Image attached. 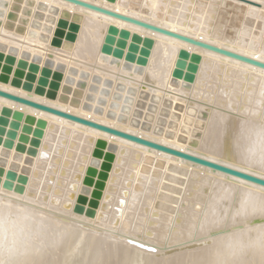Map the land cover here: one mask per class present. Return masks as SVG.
<instances>
[{
    "label": "bare ground",
    "instance_id": "bare-ground-1",
    "mask_svg": "<svg viewBox=\"0 0 264 264\" xmlns=\"http://www.w3.org/2000/svg\"><path fill=\"white\" fill-rule=\"evenodd\" d=\"M34 1L37 5L45 4L50 11L54 9L55 11L57 10V15L54 20L58 21L63 13L70 16L71 19H67L70 21V26L76 28L75 32L71 33L69 31V26L65 29L64 35L58 39L60 44L56 45L54 44V30L46 35L47 37L45 36L46 39L42 38V35H39V37H37L38 39H31L27 37V33L24 34L19 26L1 25L0 48L9 51L13 50L14 52L18 51V56L20 53L25 56L26 54H37L42 63L48 58V54H51L52 59L50 62L53 68L58 67L62 69V67H64V75L73 72V67H76L81 71H96L95 73L100 74L101 77L113 78L114 85H116V87L119 86L117 90L127 95L125 96L126 105L116 110L114 113L109 112L107 109L102 112L95 110L92 106L84 107L81 102L77 100V93L68 95L66 91V80L64 79L55 97L47 96L46 89H44L42 93L38 92L34 87L23 85L24 83H21L23 81L16 82V80H11L8 76L0 79L1 90L68 112L75 116L92 120L93 122L115 128L122 132L133 134L164 146L264 178V122L260 121L261 124L260 122L258 123L260 119L264 120V68L194 46L176 38L139 27L132 23L72 4L65 0ZM80 1L264 63V0H250L253 3H246L240 0ZM205 11L209 12L210 15L204 14ZM206 15L216 20V15L221 17V20L226 24V29L223 24V30L218 32V28L216 30L211 22L207 23ZM30 17L32 18H28L29 22L33 20L34 14ZM73 20L76 21V23H72L71 21ZM205 20L208 27L205 26ZM33 24L34 23H30L27 25L26 32L28 28H32ZM55 26L56 25L53 26L54 29ZM109 27L128 31L129 36L126 40V46L123 48L121 58H116L101 52L104 40L106 36H108L107 31ZM135 36L142 38V40L149 39L152 42L151 46L148 47V53L147 56H145L146 61L144 63L139 61L142 56L139 49L134 53V60H132V62L125 60L126 54L130 51V44L135 41L132 40V37ZM133 43L137 44L138 47L143 46L141 44L142 42ZM180 50H186L190 54L195 53L200 56L192 82L174 79L171 75L172 71L176 68ZM13 68L17 70L15 69L16 67ZM209 70H212V73L215 72L213 74L214 77L212 76L214 79L207 76ZM210 73H208V75ZM206 77L209 78L208 82H210L211 78L213 80L211 79L212 81L208 83ZM119 79H121V81ZM52 81L51 85L54 86L55 83H52ZM206 82L208 83L207 85ZM140 90H146L150 94H159L161 101L158 108H160L161 103H163L166 97L172 102L183 104L184 110H186L188 106H191L194 109L196 108V111H207L206 121L201 131L202 135L198 139L197 145L192 147L188 144V141L186 143L179 142L176 136L168 138L164 134L160 135L154 133V123H152L148 131L140 127L131 126V112L135 101L138 99ZM112 91L113 89L111 92ZM115 93H117V91ZM3 107H8L14 111H20L25 115L28 114L35 118H42L47 122L40 136L38 146L31 156L26 158L24 154L25 148L22 149L20 146H16L17 148L15 146L11 147L5 141L0 148V163H4L5 167L7 165L8 155L10 154H8V151L13 150V148L19 151L18 155L12 156L13 159L6 169L13 168L24 171L27 176L22 191H10V189L0 184V256L2 255L1 260H5L7 256L9 257V251L14 257L15 255L17 256V261L13 258V261L11 259L10 262L8 260V263H6L5 260L3 264H154L156 262H159L157 264H174L175 262H178L177 264H182L183 260H186L183 262L186 264H214L215 262H217V264H264V223H257L258 226L256 225L255 227L249 225L250 222H252V218L255 219V217H258L259 219H264V187L0 97V109ZM223 108H226V110L227 108H231L235 110L237 114L245 115L247 119H244L246 121L240 119L241 117L239 116H237L238 119L236 116L233 117V114L231 116L228 115L227 113L229 112L222 113L218 110ZM239 123L246 124V128H244V124L241 126L238 125L241 128L243 127L245 131L242 130L243 133L241 131L240 135H236L235 132L236 137L232 135L233 138H231V142H234L232 146L228 147L226 145L229 149H223V141L228 139H225L226 132L228 129H231L233 130L232 134H234L236 128L237 130L240 128L237 126ZM234 124H236V128L233 127ZM1 127L4 126L1 125ZM217 133L218 135L216 136ZM229 134H227V136ZM97 140L104 142L101 147V150L104 152L102 151L99 159L93 156V151L97 148L95 147ZM56 142L65 143V153L61 155V158H63L62 161H64V163L67 161L70 165L68 172H65L64 175L66 187L64 190V187L60 189L62 193L59 192V199H55L54 197V200H57L58 206H63L66 200H70V214L68 217L70 220L68 218L65 220L67 222L65 223L66 225L64 223V225H61V221L64 219L58 217V214L61 215L62 212L56 213V211L50 209L51 207L53 208L54 205L46 208L43 206L42 209L39 206V208H36L37 206L31 208V205L23 204L24 201L27 202L26 200L28 199L34 201L37 199L35 196L39 197L45 188L48 189V186H51L47 185L49 183L45 184L44 182L46 186L40 183V181L44 180L45 174L44 176L41 175L39 167L42 162L44 164L43 160H46V162L49 160L47 157L45 158V156H47L52 148L53 151L57 152L55 149L57 146L53 147ZM227 142H230V140L226 141V143ZM231 142L228 144L230 145ZM256 143L261 146H258L259 149H256L257 151L254 149ZM73 144L75 147H73L74 149L69 153V148L71 145L73 146ZM61 147L62 146H60V148ZM243 147L245 148L244 151H249V154H245V152L241 153V151L240 153L244 155L239 154L238 151L244 149ZM250 149H254V152L250 153ZM55 156L56 158L60 157L57 155ZM132 157L133 159L139 158L141 162L144 161L153 167L158 166L159 170L161 167H164L174 174L180 170L182 173L179 174V176H177L178 174L175 175V183L172 181L174 186L170 183V187L172 186L170 189L168 185L165 187L166 183L169 182H163L165 183L164 187L162 186L163 189L168 188L169 191L160 192L157 196L158 201L156 203V208H150L146 216L145 214L141 216L140 214H138L139 216H137V214L134 215L137 216L136 220L134 219L133 213H128L129 211H124L119 215V211L121 210L118 211L110 207L114 203V199L118 193L116 188L119 187L118 194H120V200L125 197V194L122 193L127 189L126 183H129V181L124 180L127 179L128 176L126 178L124 177L123 170L125 171L124 167L127 166L126 164L130 162ZM53 158L54 157H52V159ZM128 158L130 159L127 161ZM22 161L24 164L20 166ZM61 163L63 165V162ZM100 163L109 164L107 167L102 166L104 169L108 170L104 177V181H99V176L96 177L97 174H95L101 169L98 167ZM131 164L129 163L128 166L130 167ZM141 164L143 163H140V165ZM47 165L50 164L48 163ZM91 165L96 166L97 169L94 172L95 175L93 174V187L91 186L87 189L88 187H86V185L88 184L84 182V177ZM51 166L50 168H53ZM63 166L61 170H63ZM67 167H64V171ZM140 167L138 168L140 169ZM134 168L136 169L135 166ZM50 170L52 172L53 169ZM54 171L55 170H53V172ZM155 173L156 172H154V174ZM165 173H167V171ZM168 174L170 173L168 172ZM47 175L48 173H46L45 179H47ZM149 175L146 174L147 177ZM195 175L197 177L200 175L202 180L206 178L211 179L207 200H205L206 202L204 207L201 208L202 212L199 215L197 211H195L197 207H195L193 203L194 199L191 200L192 198L188 196L192 190L196 191L193 185L196 187L197 180L199 179L194 180V178H197L194 177ZM146 179L147 178H145V180ZM167 179L168 178L165 180ZM137 180L138 179H136V181ZM142 180L143 179L140 181ZM153 180L150 181L153 182ZM9 181L11 182V180ZM14 181H20V177L16 178ZM147 181L148 183L150 182L149 180ZM147 181L145 182L147 183ZM58 182L57 184H59ZM154 182L156 183V181ZM154 182L152 185L155 184ZM60 183L62 185V182ZM163 183H161V185ZM135 186H137V188ZM135 186L133 185V189L140 188V185ZM144 186L147 187L148 185L146 186L144 184ZM202 186L203 183L200 184V187ZM54 187L56 186H53V188ZM58 187L59 186H57L56 189H58ZM92 188H99L101 191L99 197L95 200L96 203L90 211H88L86 203L82 206L83 211L79 213L75 208L76 203L81 195L86 192V200L90 201V196H93L89 194ZM142 188L137 191L143 190ZM133 189L131 190L133 191ZM137 191H135L136 194L138 193ZM152 191L153 190L148 191L147 194ZM30 192L34 193L33 195L35 196H29ZM139 195L137 194L136 196ZM42 196L44 198L43 194L41 197ZM52 197L51 195V198ZM117 198L115 202H117ZM194 198L197 199L198 196ZM145 199L146 198H144V200ZM39 200L35 202L38 203ZM190 200L192 201L191 203ZM170 202L177 208L176 212L174 211L175 214H170L166 210L167 206H170ZM39 203V205L42 204L41 202ZM45 203L42 205H45ZM50 203L51 202H49V205ZM147 203L148 202L145 204L147 205ZM182 204L185 206H181ZM119 205L120 203H118V206ZM135 205L138 207V204ZM142 206L140 205L139 207L140 211L142 210ZM130 207L132 206H129L128 209ZM28 208L30 209L29 213L26 212ZM72 208L73 212L71 210ZM109 208L113 209L112 212L110 211L113 216L108 212ZM132 208H134V205ZM55 209L57 210L58 208ZM12 210L15 211V214L16 212L18 214L13 225L8 223L11 220L8 221V219H6V214L9 215V211ZM62 210L59 208V211ZM132 210L134 209H131L130 212H132ZM63 212L67 213L68 211L64 210ZM126 213H128V217ZM108 215H110L109 221L107 220L109 223L113 224L116 220H119V227L123 226L122 223L127 227L132 226V229L130 228V233H134L135 236L132 235L134 236L132 237L130 235L131 237L128 236L125 237L127 239H124V237H119L120 231L119 233L112 231L114 234L108 232L106 235L105 233L106 237L102 236L106 239H100L101 236L99 237V235L101 233L103 234V232L97 229L106 222ZM125 215L126 218L124 217ZM152 217L153 220L151 219ZM57 218L61 220V224L59 223L60 225H58L59 221L54 222ZM154 219L156 221H154ZM259 219L257 221H259ZM6 220L8 222H6ZM72 220H76L79 223ZM151 221H154V224L151 225ZM149 222L150 224H148ZM54 223H57V225ZM239 223H241L242 225L240 226L243 227L235 229V226ZM168 225H171V230L162 244L157 237L158 227ZM148 227L151 228L153 233V235L150 234L151 236L144 235L145 230H149ZM224 227L230 228V232H224L225 234L221 235L217 234V236L213 234V231L224 229ZM120 229L122 230L123 228ZM128 232L124 233L130 234ZM53 235L54 237H51ZM114 239L118 241L120 239L121 241L119 242L124 243H118ZM111 240L115 242L113 243ZM9 244H11L12 250L8 251L6 250V246ZM50 246L51 248H49ZM47 247L49 249L48 251L46 249ZM4 254H6V256ZM3 255L6 257L5 259H3ZM171 258H173L172 261L170 260ZM179 261L181 263H179Z\"/></svg>",
    "mask_w": 264,
    "mask_h": 264
},
{
    "label": "rangeland",
    "instance_id": "rangeland-1",
    "mask_svg": "<svg viewBox=\"0 0 264 264\" xmlns=\"http://www.w3.org/2000/svg\"><path fill=\"white\" fill-rule=\"evenodd\" d=\"M206 12V11H205ZM204 12V14H209L210 15V13L209 12H206L205 13ZM32 14H34V17H33V20H31V22H29V20H28V18H32V17H30ZM11 15H15V17L17 18V19H15V20H13V18L11 17ZM57 15V10L55 11V9L54 10H48V8L45 6V4H43V5H37L36 4V2L34 3V4H29L26 0H1L0 1V26L1 25H13L14 27H16V26H19V27H21V29L23 30V32H24V34L25 33H27V37H30L31 39H38L37 37H39V35H42V38H44V39H46L45 38V36L46 35H48V34H50V32H52L53 30V33H54V36H55V39H59V38H61L62 36H59V35H55L56 34V32L60 29V30H62V32L64 33V31H65V29H67L69 26H70V21H68L69 19H64L63 17H60L59 18V20L57 21V20H54L55 19V16ZM26 17L27 18V21H26V23H23V22H19L18 21V19L20 18V17ZM206 18H207V23L209 22H211L212 24H213V26L215 27V29L217 30V28H218V32H221V30H223V24H224V28L226 29V24H225V22L224 21H222L221 19V17H218V15H216V17H217V20L216 19H212V17H210V16H205ZM211 19H210V18ZM6 18V19H5ZM205 18V19H206ZM61 19H64L62 22H64L65 23V26L64 27H62V26H60V25H58L59 23H60V20ZM71 19V18H70ZM212 20V21H211ZM72 23H76V21H71ZM205 23H206V20L204 21ZM30 23H34L33 25H32V28L30 27V28H28V30H27V32H26V29H27V25H29ZM56 23V24H55ZM64 23H62V24H64ZM207 23H206V25L205 26H207ZM220 23V24H219ZM216 24V25H215ZM54 25H56L55 26V29L53 28V26ZM204 26V27H205ZM57 27V28H56ZM71 27V26H70ZM208 27V26H207ZM206 27V28H207ZM20 29V30H21ZM224 29V30H225ZM71 33H74V31H72V30H69ZM118 35H115V39H117L118 37H117ZM47 37V36H46ZM5 42V41H4ZM69 42V41H68ZM73 42H75V41H73ZM73 42H70V43H73ZM104 44H105V40H104ZM103 44V45H104ZM12 45H14V44H12ZM102 45V46H103ZM114 46H115V44L113 43L112 44V47L114 48ZM19 47V46H18ZM20 48V47H19ZM101 48V47H100ZM4 50V51H3ZM31 50V49H30ZM99 53H100V50H99ZM98 53V54H99ZM21 54V55H20ZM19 54V56H18V51L17 52H14L13 50L12 51H9V50H5V49H3V48H0V78H2L3 76H8V78H10L11 80H16V81H23V82H28V83H30L34 88H43V89H46V90H52V91H54V92H57L58 90H59V88H60V85H61V82H62V80L64 79V80H66V88H67V93H68V95H71L72 93H77L76 94V98H77V100L78 101H80L81 102V104L85 107H90V106H92L93 108H95V110H97V111H102L103 112V110H105V109H107V110H109V112H111V113H114V112H116V110H118V109H120L121 107L123 108V106H125L126 105V102H125V96H127L126 95V93H124V92H122V91H118L117 89L119 88V86L118 87H116V85H114V79L113 78H109V77H101L100 76V74H98V73H95V72H93V70H90V71H87V70H83V71H81V70H79L78 68H76V67H73V72H70V73H68L67 75H64V67H62V69L61 68H56V67H54L53 68V66H52V64H49V63H47V62H49L48 60V58H46L45 60H44V62L42 63V61H41V59L39 58V55H37V54H33V55H30V54H26V56L25 55H23L22 53H20ZM97 54V55H98ZM112 56V55H111ZM48 57V56H47ZM22 61H25L26 62V67L25 68H22L20 65V63L22 62ZM23 63V62H22ZM42 63V64H41ZM34 65V67H37L36 68V70H32V69H30V66H33ZM41 65V66H40ZM73 65H75V64H73ZM13 67H16L15 69H17V70H14V68ZM72 69V68H71ZM24 71V72H23ZM86 71V72H85ZM210 71H211V73H210ZM92 72V73H91ZM213 71L212 70H209V72L208 73H210L209 75H208V73H207V76H210V77H212L213 76V74L215 73H212ZM25 73V74H24ZM27 73V74H26ZM53 73L55 74V73H57L58 74V76L56 77L55 75H53ZM24 76H26V77H24ZM13 77V78H12ZM214 77V76H213ZM212 77V78H213ZM208 77H206V80H207V82L209 81V78L207 79ZM211 78V79H212ZM210 79V82L214 79H212L211 80ZM49 80V81H48ZM53 80V81H52ZM51 81H52V83H55L54 85H55V88L54 87H50L51 86ZM47 82H49V83H47ZM206 82V85L208 84V83H210V82H208L207 83ZM59 84V85H58ZM135 85V84H134ZM87 87V88H86ZM71 89V90H70ZM113 89V91L111 92V90ZM74 90V91H73ZM71 91V92H70ZM117 91V93H115ZM209 91V90H208ZM242 91V90H241ZM139 94V93H138ZM109 99V100H108ZM138 100V99H137ZM136 100V101H137ZM136 101H135V103H136ZM149 101L148 100H146L145 101V103L147 104ZM135 103H134V106H133V110H134V108H135ZM186 104H188V103H186ZM161 106V105H160ZM132 110V111H133ZM195 110H196V108H195ZM220 112H222V113H226V112H229V113H227L228 115H234L233 117H235L236 116V118H238L237 116H239V117H241L240 119H242L243 121H246L245 119H247L246 118V116L245 115H240V114H237V112L235 111V110H233V109H231V108H227V110H226V108H223V109H218ZM231 110V111H230ZM224 111V112H223ZM234 111H235V113H234ZM173 112H175L174 110H173V107L170 109V114H169V116L166 118L168 121H174L172 118H171V114L173 113ZM185 112H186V110H184L183 111V113H182V118L180 117V121H178V128L180 127V125H182L183 123H182V119L184 118V114H185ZM207 112V111H206ZM208 113V112H207ZM3 114L1 113V109H0V124L1 125H3L4 127H1V125H0V148L2 147V143L5 141V142H7L8 143V145L9 146H11V147H13V146H20V147H22V149H24L25 148V151H24V154H25V156H26V158L27 157H29V156H31L32 155V153H27V150L29 149V148H31V149H33V148H35L34 147V145H30V140L31 139H34V138H37V135L34 133V131L36 130V129H39L37 126H36V124H32V123H30V122H27L26 120H25V117H22L21 119H18V118H16V117H14L13 115H10V116H5V114L2 116ZM207 115V114H206ZM5 116V117H4ZM156 117L158 116V115H155ZM242 116H243V118H242ZM5 119V120H7L6 122H2L1 120L2 119ZM194 118L195 117H193V118H191V119H193L194 120ZM245 118V119H244ZM239 119V118H238ZM196 120V119H195ZM205 121H206V119H205ZM205 121H204V123H205ZM264 122V120L263 119H260L259 121H258V123L259 122ZM261 122H260V124H261ZM154 123V122H153ZM244 123H242V124H237V126L238 125H243ZM155 125V124H154ZM236 126V124H234L233 125V127H237ZM240 126H238V128L240 127ZM243 126H245L244 128H246V124H244ZM192 125L190 126V131L192 130ZM244 128L242 127H240L238 130H237V128H236V130L234 131V134H232L233 132V130H231V129H228V133L226 132V138L225 139H227V140H224L223 142V144H224V147H223V149H229L228 147L229 146H232V144L234 143V142H231V138H233V136L232 135H234V137H236V135H240L241 134V131L243 130V131H245L244 130ZM203 129V128H202ZM40 130V129H39ZM44 130V129H43ZM231 130V131H230ZM190 131L188 132V135H187V137L188 138H191V134H190ZM202 131V130H201ZM231 133H230V132ZM243 131H242V133H243ZM178 132V130L176 131V133ZM235 132H236V135H235ZM230 133V134H229ZM12 134H14V136L12 135ZM227 134H229L228 136H227ZM202 135V134H201ZM218 135V133L216 134V136ZM219 135H220V133H219ZM2 136V137H1ZM229 136H230V138H229ZM40 138V137H39ZM200 138V137H199ZM198 138V139H199ZM40 140V139H39ZM228 140H230V142H231V144L229 145L228 143H230V142H227L226 143V141H228ZM241 140H243V139H241ZM226 143V144H225ZM56 144V145H55ZM54 145H53V147H55V146H57V147H55V149H56V151L57 152H55V151H53V148L51 149V151L47 154V156H45V158L47 157V159H49L47 162H46V160H43L44 161V164H43V162L40 164L41 166V168L39 167V172L41 173V175L42 176H44V174H45V176H46V173H48V177H50V178H52V179H50V178H48L47 177V179H45V176H44V180H42V181H40V183L42 184L43 183V185L44 186H46L45 184L46 183H49V184H47V185H51V186H48V189H46V190H48V191H46L45 189L43 190V195H44V198H43V196L41 197V195L39 196V197H37V196H35V195H33L34 193H32V192H30V195L29 196H35L37 199H35L34 201L33 200H29L28 198V200H26L27 202H25L24 201V205L26 204V205H31V208L33 207V208H35L36 206V208H39V207H43L44 206V208H46V207H50V206H53V208L51 207L50 209H52V211H56V213H60V212H62V214H64V215H59L58 214V217H61V218H63L64 220L63 221H61V220H59L58 218L57 219H55L54 220V222H58V225H60L61 223V225H64L65 223H67L65 220L69 217V210H70V205H71V203H70V200L68 199V200H66V202L63 204V206H58V203H57V200L55 201L54 200V197H55V199H57L58 197H60V193H62L61 192V190L60 189H62L63 187V190L65 189V172H68V170H69V162L67 163V161H66V163L68 164H66V163H64V161H62V159L63 158H61V155H64V153H65V147H66V145H65V143H63V142H56ZM62 144V145H61ZM257 144V143H256ZM254 145V149H255V151H257L258 149H259V147H261L260 146V144H257V145ZM64 145V146H63ZM228 147H227V146ZM60 146H62L63 148H64V150H63V148L61 147L60 148ZM259 146V147H258ZM73 147H75V145L73 144V146L71 145L70 146V151H69V153H71V150L72 149H74ZM95 147H96V145H95ZM256 147V148H255ZM258 147V148H257ZM17 148V147H16ZM16 148H13V150H9L8 151V158H7V165H6V167H8L9 166V163L12 161V156H15V155H18L19 154V151L16 149ZM244 148V147H243ZM54 149V150H55ZM59 149V150H58ZM61 149V150H60ZM95 149V148H94ZM100 149V148H99ZM254 149H250V153L252 152H254ZM257 149V150H256ZM245 150V148L244 149H240L238 152H239V154L240 155H244V154H241L242 152L244 153L245 152V154H249V151L248 152H246V151H244ZM253 150V151H252ZM61 153H60V152ZM101 151H103V150H101ZM240 151H241V153H240ZM55 152V153H54ZM94 152V151H93ZM104 152V151H103ZM237 152V153H238ZM51 153H53V154H51ZM57 153V154H56ZM59 153V154H58ZM48 155H51V156H48ZM54 155V156H53ZM55 155H57V156H60V157H57L56 158V156ZM50 157H51V159H50ZM52 157H54L53 159H52ZM63 157V156H62ZM96 159H99V157H95ZM57 159V160H56ZM130 158H128L127 159V161L129 160ZM15 160V159H14ZM52 160H54V161H52ZM132 160V161H131ZM126 161V162H127ZM135 161H138V162H135ZM57 162V163H56ZM61 162H63V165H62V163ZM45 163H49L50 165H47V164H45ZM53 163V164H52ZM129 163L131 164V166L129 167L128 165H129ZM140 163H143V164H141L140 165ZM22 164H24L23 163V161L20 163V166L22 165ZM58 164V165H57ZM103 164L104 163H100L99 164V166L98 167H100L101 169L98 171V172H96L95 174H97V176L96 177H98L99 176V181H104V178H103V176H104V174L105 173H107V171L108 170H106V169H104L102 166H103ZM135 164V165H134ZM137 164V165H136ZM44 166V168H43V166ZM52 165V166H51ZM57 165V166H56ZM61 165V166H60ZM65 165H67V166H65ZM127 166L126 167H124L125 168V171L123 170V173H124V177L126 178L127 176L129 177H127V179H124V180H128L129 181V183H126V186H127V189L129 190H125V191H123V193L122 194H125V197H126V195H127V197L125 198H123L122 200H120V194H118L119 193V187L118 188H116V190H117V195H116V197H115V199H114V203L112 204V205H114L115 203H117L118 201V203H120V205L118 206V203L116 204V205H114V206H110V207H113V209H115V210H121V211H119V215H121L124 211L125 212H128V213H133V216L134 215H136L137 214V216H139L138 214H140V216L141 215H143V214H145V216L149 213V210H150V208L151 209H155L156 208V203H157V196L159 195V193L160 192H165V191H169V189L172 187V186H174L173 184H172V181H173V183H175L174 181L176 180V177H175V175L176 174H178L177 176H179V174H182L180 171H178V172H176L175 174L174 173H172V172H170V170H166L167 168H160V170H159V167L158 166H151L150 164L148 165V163H145L144 161L143 162H141V160L139 159V158H134L133 159V157L130 159V162H128V164H126ZM47 166H49V167H47ZM50 166L51 167H53V168H50ZM62 166H63V170H61L62 169ZM134 166L136 167V169L134 168ZM141 166V167H140ZM6 167H5V164L4 163H0V184H1V186H3L4 184L6 185V187L5 188H7V189H10V191H14L15 190V188L16 187H18V186H22V189L24 188V183H22L21 181H14L16 178H18L19 176H25L26 175V173L24 172V171H19V170H16V169H13V168H7L6 169ZM54 167H55V169H54ZM64 167H67V168H65V171H64ZM95 169H94V172H95V170L97 169L96 168V166H93ZM129 167V168H128ZM138 167H140V169L138 168ZM53 169V170H55L54 172H53V170H52V172H51V170L50 169ZM151 170H150V169ZM154 168V169H153ZM46 171H45V170ZM57 169V170H56ZM59 169V170H58ZM150 171H149V170ZM153 169V170H152ZM41 170V171H40ZM62 172H61V171ZM67 170V171H66ZM162 170V171H161ZM43 171H44V173H43ZM59 171H60V174H59ZM64 171V172H63ZM126 171H129V172H126ZM131 171H133V172H131ZM140 171V172H139ZM145 171H146V173H145ZM151 171H152V173H151ZM156 172L155 174H154V172ZM159 171H161V172H159ZM164 171V172H163ZM167 171V173H165ZM131 172V173H130ZM139 172V173H138ZM168 172L170 173V174H173V175H170V174H168ZM9 173H13L14 174V179L13 180H11V179H9V178H7V175L9 174ZM43 173V174H42ZM62 173V174H61ZM128 173V174H127ZM151 174V175H149V174ZM161 175H160V174ZM50 174V175H49ZM52 174V175H51ZM55 174H56V176H55ZM94 174V173H93ZM93 174H90V176L89 177H91L92 178V181H93V177H94V175ZM130 174V175H129ZM146 174L147 175H149L148 177L146 176ZM153 174V175H152ZM164 174V175H163ZM167 174H168V176H167ZM17 175V176H16ZM62 175V176H61ZM136 175V176H135ZM154 175H156V176H154ZM159 175V176H158ZM85 176H86V174H85ZM131 176H133V177H131ZM135 176V177H134ZM27 177V176H26ZM55 177H56V179H55ZM61 178V179H59V178ZM123 177V178H124ZM137 177V178H136ZM156 177V178H155ZM168 178L167 180H165L166 178ZM194 177H197L196 175L194 176ZM193 177V178H194ZM58 178V179H57ZM143 179L142 181H140L141 179ZM145 178H147L146 180H145ZM154 180H153V179ZM158 178V179H157ZM165 178V179H164ZM170 178V179H169ZM40 179V178H39ZM133 179V180H132ZM136 179H138L137 181H136ZM197 179H199V180H197ZM9 180H11V182L9 181ZM57 180V181H56ZM62 180V181H61ZM147 181V180H153V182L154 181H156V183L154 184V185H152V183L153 182H149L148 183V181H147V183L145 182V181ZM161 180V181H160ZM169 180V181H168ZM194 180H197V184H196V187H195V185H193V188L194 189H196V191H193L192 190V192H190V194H188V196L190 197V198H192L191 200H193V203H194V205H195V207H197L196 208V210L195 211H197V213H198V215L199 214H201V212H202V207H204V204H205V200H207V194L209 193V185H210V183H211V179H209V178H206V179H203L202 180V178H201V176L200 175H198V177L197 178H194ZM10 183H9V182ZM59 181V182H58ZM128 181H126V182H128ZM144 181V182H143ZM171 181V182H170ZM5 182H7V183H5ZM44 182H45V184H44ZM57 182L59 183V184H57ZM60 182H62V185H61V183ZM139 184H138V183ZM158 182V183H157ZM163 182H169V183H166V185H165V187L168 185V188L167 189H163V187H164V184L165 183H163ZM200 182V183H199ZM161 183H163L162 185H161ZM171 183V187H170V184ZM201 183H203V186L202 187H200V184ZM205 183V184H204ZM53 184V185H52ZM92 184H94V183H90V184H88V185H86V187H88L87 189H89L91 186L93 187V185ZM130 184V185H129ZM144 184L147 186V187H145L144 186ZM133 185L135 186V185H140L139 187L140 188H142L143 190H141V191H143V192H141V191H137V190H139L140 188H138V189H136L137 188V186H135L136 188L135 189H133ZM156 185V186H155ZM199 185V186H198ZM53 186H56V187H54L53 188ZM57 186H59L58 187V189H56L57 188ZM62 186V187H61ZM163 186V187H162ZM176 186V185H175ZM41 187H42V185H41ZM155 187V188H154ZM160 187H162V188H159ZM198 187H199V189H198ZM146 188V189H145ZM147 188H149V189H147ZM150 188H153V189H150ZM17 189V188H16ZM55 189H56V191H55ZM131 189H133V191L131 190ZM159 189V190H158ZM62 190V191H63ZM80 190V189H79ZM99 191V194L101 193V191H100V189L99 188H92L91 190H90V193L89 194H91V195H93V191ZM135 194H133L131 191ZM145 190H147V191H145ZM151 190H153L152 192H149V194H147V192L148 191H151ZM16 191V190H15ZM55 193H54V192ZM135 191H137L138 193V195L139 196H136L137 194L135 193ZM198 191V192H197ZM60 192V193H59ZM139 192H141V193H139ZM16 193H18V192H16ZM45 193H47V194H45ZM54 193V194H53ZM146 194V195H143V194ZM151 193V194H150ZM200 193V194H199ZM202 193V194H201ZM85 194H87V192L85 193ZM85 194H83V195H81V197H80V199L78 200V202L76 203V206H75V208H76V211H78L79 213H81L82 211H83V209H82V206L83 205H85L86 203H87V209H88V211H90L92 208H93V205L96 203L95 202V200H96V196L95 195H93L92 197L90 196V201H88V200H86L87 199V197H86V195ZM132 194H133V196H132ZM195 194H197V195H195ZM49 195V196H48ZM51 195L53 196L52 198H51ZM57 195V196H56ZM129 195V196H128ZM149 195V196H148ZM195 196H198V198L197 199H195L194 197ZM34 197V198H35ZM41 197V198H40ZM118 197V198H117ZM120 197V198H119ZM130 197V198H129ZM138 197V198H137ZM146 198V199H148V200H144V198ZM147 197H149V198H147ZM153 197V198H152ZM40 200H39V199ZM47 198V199H46ZM76 198H77V196H76ZM116 198H117V202H115L116 201ZM134 198V199H133ZM156 198V199H155ZM49 199V200H48ZM59 199V198H58ZM119 199V200H118ZM136 199V200H135ZM143 199V200H142ZM36 200H39L38 201V203H36L35 201ZM46 200V201H45ZM134 200H135V202H134ZM190 200V203L192 202ZM35 202V203H33V202ZM46 203H45V202ZM129 201V202H128ZM141 201H143V202H141ZM155 201V202H154ZM39 202H41L42 204H44L45 203V205H39L40 203ZM49 202H51L50 203V205H49ZM75 202H76V199H75ZM123 202V203H122ZM134 202V203H133ZM146 202H148L147 203V205L145 204ZM154 202V203H153ZM31 203H33V204H31ZM48 203V204H47ZM53 203V204H52ZM55 203V204H54ZM129 203V204H128ZM151 203V204H150ZM35 204V205H34ZM49 205V206H47V205ZM75 204V203H74ZM74 204H73V206H74ZM135 204H138V207H137V205H135ZM142 206V204H143V206L141 207V211H140V205ZM145 204V205H144ZM154 204V205H153ZM128 205V206H127ZM133 205H134V208H132L133 207ZM149 205V206H148ZM169 205V204H168ZM199 205V206H198ZM28 206V207H29ZM39 206V207H38ZM58 206V207H57ZM72 206V207H73ZM129 206H132V207H130L131 209H134V210H132V212H130L131 211V209L129 208L128 209V207ZM135 206H136V208H135ZM175 205L172 203V202H170V206H167V212L168 213H170V214H175V212H176V210H177V208L176 207H174ZM181 206H185L184 204H182ZM58 208L57 210H58V212H57V210L55 209V208ZM115 207V208H114ZM116 207H118V208H116ZM59 208H60V210H62L63 208V210L62 211H59ZM149 208V209H148ZM184 208V207H183ZM29 209V208H28ZM28 209H26L25 211L27 212V213H29V211H30V209L28 210ZM43 209V208H42ZM113 209H111V208H109L108 209V212H112V210ZM135 209H136V211H135ZM139 209V210H138ZM45 210V209H44ZM68 211L67 213L66 212H63V211ZM72 210V212H73V208L71 209ZM13 211V210H12ZM9 211L10 213H9V215L8 214H6V219H8V221L9 220H13L12 222L11 221H7L6 220V222H8V223H10L11 225H13V223L16 221V217H18L17 215V212H16V214H15V211ZM133 211H135V212H133ZM139 211V212H138ZM175 211V212H174ZM86 212V211H85ZM110 212V213H111ZM138 212V213H137ZM148 212V213H147ZM13 213V214H12ZM110 213H108V214H110ZM128 213H126L127 214V217H128ZM15 214V215H14ZM55 214V213H54ZM66 214H67V216H66ZM112 214V213H111ZM11 215V216H10ZM14 215V216H13ZM152 215V214H151ZM9 216H10V218H9ZM13 216V217H12ZM65 216V217H64ZM109 216L110 215H108V217L106 218V222H104V224H105V226H106V224H107V226L105 227L104 226V224H102L101 226H99L100 228H98L97 230H99V231H101V232H103V234L101 233H99L100 235H99V237H100V239L101 238H103V236L104 237H106L105 236V233H106V235L108 234V232H110V234L112 233V231L113 232H117V233H119V231H120V236L119 237H121V238H123L124 237V239H127V238H125V237H128V236H132V235H134V233H130V231H131V229H132V226L131 227H129V229H128V227L125 225L124 226V224L122 223V225L125 227H123V226H121V227H119V220L117 221H115V223H109L108 221V219H109ZM112 216H113V214H112ZM137 216H134V219L136 220V217ZM15 217V218H14ZM125 218H126V215L124 216ZM69 219V218H68ZM152 220H153V217L151 218ZM254 218H252L251 219V221L252 222H250V226H252L253 225V227H255L256 225L258 226V224H260V223H264V219L262 220V219H259L258 217H255V219L253 220ZM259 219V221H257ZM15 220V221H14ZM70 220V219H69ZM108 220V221H107ZM257 222H256V221ZM261 220V221H260ZM60 221H61V223H60ZM65 221V222H64ZM72 221H76V220H72ZM154 221H156L155 219H154ZM154 221H151V225L152 224H154ZM175 221H177V220H175ZM174 221V222H175ZM76 222H78V221H76ZM108 222V223H107ZM153 222V223H152ZM60 223V224H59ZM64 223V224H63ZM79 223V222H78ZM117 223V224H116ZM176 223V222H175ZM258 223V224H257ZM55 225H57V223H54ZM70 224V223H69ZM97 224V223H96ZM148 224H150V222L148 223ZM197 224V223H196ZM196 224H195V226H196ZM66 225V224H65ZM98 225V224H97ZM151 225H148V226H151ZM194 225V224H193ZM240 225H242L241 223H239V224H237V226H235V229H238V228H241V227H243V226H240ZM248 225V224H247ZM109 226V227H108ZM111 226V227H110ZM112 226H113V228H115V229H113L112 228ZM118 226V227H117ZM0 227H1V225H0ZM102 227V228H101ZM118 228V231H117V228ZM168 227H170V228H168ZM249 227V226H248ZM120 228H123L122 230H123V232H122V230L120 229ZM131 228V229H130ZM149 228V230L151 231V228L150 227H148ZM120 229V230H119ZM105 232H104V231ZM115 230V231H114ZM148 229H147V231L145 230V232H144V235L145 236H148V235H150V234H152L153 235V233H152V231L150 232ZM170 230H171V225H168V226H159L158 227V232H157V237H158V240L159 241H161V243L163 244V242H164V240L167 238V236L169 235V233H170ZM129 231V232H128ZM124 232H128V233H130V234H125ZM141 232V231H140ZM228 233V232H230V228H227V227H224V229H217L216 231H213V234L214 235H216L217 236V234L218 235H221V234H225V233ZM123 233V234H122ZM112 234H114V233H112ZM122 234V235H121ZM103 235V236H102ZM117 235V234H116ZM130 236V237H131ZM135 236V235H134ZM134 236H132V237H134ZM151 236V235H150ZM51 237H54V235L53 236H51ZM166 237V238H165ZM108 238V237H107ZM106 239V238H105ZM104 238L102 239V240H105ZM53 240V239H52ZM113 240V239H112ZM111 240V241H112ZM116 242H118V243H124V242H119V241H121L120 239H119V241L117 240V239H114ZM115 241H112L113 243L115 242ZM117 244V243H116ZM10 245V246H9ZM8 246H6V250H12V246H11V244H9ZM35 246V245H34ZM39 247V246H38ZM53 247V246H52ZM10 248V249H9ZM36 248V247H35ZM49 248H51V246L49 247ZM45 249V248H44ZM44 249H42V250H44ZM47 249V251L49 250L48 249V247L46 248ZM46 251V250H45ZM8 253V252H7ZM6 253V254H7ZM11 252L9 251V257H10V259H9V257L7 256V258L5 257L6 256V254H4L3 255V259H5V260H1L2 258V255L0 256V260L2 261H0V264L2 263H8V260H9V262L11 261V259H12V261L14 260V259H16V261H17V256L15 255V257H14V255L13 254H10ZM7 254V255H8ZM13 255V256H12ZM12 256V257H11ZM14 258V259H13ZM172 259L173 258H171L170 260L172 261ZM169 260V261H170ZM5 261V262H4ZM184 261H186V260H183V262ZM182 262V264H186V263H183ZM157 263H159V262H156V263H154V264H157ZM178 263V262H177ZM176 262L174 263V264H177ZM179 263H181L180 261H179ZM213 263V262H212ZM209 264V263H208ZM211 264V263H210ZM214 264H217V262H215Z\"/></svg>",
    "mask_w": 264,
    "mask_h": 264
},
{
    "label": "water",
    "instance_id": "water-1",
    "mask_svg": "<svg viewBox=\"0 0 264 264\" xmlns=\"http://www.w3.org/2000/svg\"><path fill=\"white\" fill-rule=\"evenodd\" d=\"M29 4H34L35 1L34 0H26ZM67 2H70L72 4L90 9V10H94L103 14H106L108 16L123 20L125 22L128 23H132L134 25H137L139 27L154 31V32H158L160 34L166 35V36H170L172 38H176L178 40H181L183 42L192 44L194 46L200 47V48H204L225 56H228L230 58L260 67V68H264V63L263 62H259L257 60L236 54L234 52H231L229 50H225L223 48L220 47H216L213 46L211 44H207L205 42L154 26L152 24L140 21V20H136L134 18H130L127 16H123L121 14L100 8L98 6H94L92 4L80 1V0H65ZM246 3H253L250 0H240ZM11 17L13 18V20L17 19L15 17V15H11ZM61 17H63L64 19L70 18V16H68L66 13H63L61 15ZM64 19L60 20V23L58 25L64 27L65 23L62 22ZM18 21L26 23L27 18L26 17H20L18 19ZM74 21V20H73ZM64 23V24H62ZM75 29L73 26L70 27V30L75 32ZM108 36H106L105 38V44L102 46V50L101 52L107 55H112L113 57L116 58H121L122 56V51L123 48L126 46V40L128 39V31L126 30H118L115 27H109L108 29ZM55 35H59V36H63L64 33L62 32V30H58L56 32ZM74 35V34H73ZM115 35H118L119 37L117 39H115ZM132 40H135L133 42H142L141 44L143 45L142 47H138L137 44H134L133 42L130 44L129 47V52L126 54L125 60L128 62H132V60H134V53L139 49L140 54L142 55L139 59V61L141 63H144L145 60V56H147L148 53V47L151 46L152 42L149 39H144L142 40V38H138V37H132ZM115 44L114 48L112 47V44ZM56 45L60 44L58 39H55V43ZM48 61L47 63L51 64L50 60L52 59V55L48 54ZM200 60V56L198 54L195 53H188L186 50H180L179 54H178V58H177V65L176 68L172 71V77L174 79H182L186 82H192V80L194 79V74L195 71L197 69L198 63ZM23 62V63H22ZM20 64V66L22 68L26 67V62L22 61ZM37 67L30 66V69L32 70H36ZM56 77L58 76L57 73L54 74ZM6 76H3L0 79L5 78ZM16 82H20L19 80ZM24 83L23 85H27V86H31L33 87L30 83L28 82H21ZM50 87H54V86H50ZM36 91L41 92L44 90L43 88H35ZM46 95L50 96V97H55L56 92L52 91V90H47ZM0 97L4 98L6 100H9L11 102H15L17 104H21L24 106H27L29 108L35 109V110H39L42 112H46L49 114H53L56 115L58 117L61 118H65L67 120L79 123L81 125L84 126H88L90 128H94L96 130L108 133L110 135L119 137V138H123L126 140H129L131 142L146 146L148 148L160 151V152H164L173 156H177L181 159L190 161V162H194L196 164L208 167L212 170L218 171V172H222L225 174H228L230 176L251 182L253 184L256 185H260L262 187H264V178L261 177H257L254 176L252 174H248L245 172H242L240 170H236L233 168H230L228 166H224L209 160H206L204 158H200L198 156H194L191 154H188L186 152L180 151V150H176L167 146H164L162 144L147 140L145 138H141L139 136L133 135V134H129L126 132H122L120 130H117L115 128L103 125V124H99L97 122H93L92 120L86 119V118H82L79 116H75L73 114H70L68 112L50 107V106H46L44 104L35 102L33 100L6 92L4 90L0 89ZM148 100L149 102L146 104L145 101ZM161 101V97L160 95H155V94H150L148 93L146 90H140L139 94H138V100L135 103V108L134 110L131 112V118H130V125L133 127H140L144 130H149L152 123L154 122V133L156 134H164L166 137L168 138H173L176 136L177 140L181 143H186L188 141V144L192 147H195L198 143V138L201 136V130L204 127V121L206 119V111L203 110H195L193 107H187L186 112H185V116L182 119V125H180V127L178 128V121H180V117L182 118V113L184 111V106L183 104L179 103V102H172L170 99H167L166 97L164 98L163 103H161L160 108H158V105ZM173 107V110L175 112H173L171 114V118L174 121H168L166 118L169 116L170 114V109ZM1 113L5 114L6 116H10L13 115L14 117L21 119L22 117H25V120L27 122L30 123H34L36 124V126L40 129H36L34 131V133L37 135V138L31 139L30 140V145H34L35 148L31 149L29 148L27 150V153H33L36 149V147L38 146V142H39V137L42 135L43 133V129L46 127V121L42 118H35L34 116L31 115H25L23 113H21L20 111H14L11 110L8 107H3L1 108ZM155 115H158L157 117ZM195 117V119H191ZM2 122H6L7 120H5L4 118L1 120ZM192 125V130L190 131V126ZM178 130V132L176 133V131ZM190 131L191 134V138H188V132ZM14 136V134H12ZM104 144L103 141L101 140H97L96 142V149L93 152V156L94 157H100L102 151H101V147ZM100 148V149H99ZM109 164L104 163L103 166L107 167ZM94 167L91 165L89 166L87 172H86V176L84 177V182L87 184L92 183V178L89 177L90 174L94 173ZM106 176V173L104 174L103 178ZM20 177V181L22 183H24L26 181V175L25 176H19ZM7 178L13 180L14 179V174L13 173H9L7 175ZM4 186L6 187V185L4 184ZM17 188V189H16ZM15 190L16 191H22V186H18L16 187ZM93 195H95L97 198L99 197V191H93Z\"/></svg>",
    "mask_w": 264,
    "mask_h": 264
},
{
    "label": "crops",
    "instance_id": "crops-1",
    "mask_svg": "<svg viewBox=\"0 0 264 264\" xmlns=\"http://www.w3.org/2000/svg\"><path fill=\"white\" fill-rule=\"evenodd\" d=\"M55 50H57V49H55ZM60 50V49H59ZM58 51V50H57ZM71 64H74V63H71ZM75 65H77V64H75ZM79 66V65H78ZM79 67H81V66H79ZM104 76H108V75H104ZM120 81H121V79H119ZM130 84V83H129Z\"/></svg>",
    "mask_w": 264,
    "mask_h": 264
}]
</instances>
